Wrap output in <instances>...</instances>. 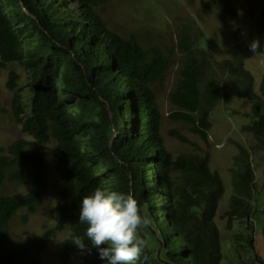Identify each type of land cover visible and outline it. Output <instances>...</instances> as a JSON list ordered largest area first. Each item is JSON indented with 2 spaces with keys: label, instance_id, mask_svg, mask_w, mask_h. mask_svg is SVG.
I'll return each instance as SVG.
<instances>
[{
  "label": "trees",
  "instance_id": "1",
  "mask_svg": "<svg viewBox=\"0 0 264 264\" xmlns=\"http://www.w3.org/2000/svg\"><path fill=\"white\" fill-rule=\"evenodd\" d=\"M112 1L0 0V70H10L7 85L16 122L29 137L0 147V264H39L55 234L66 230L60 264L75 259L106 264L86 237L84 250L72 243L86 229L79 223L82 199L97 187L132 194L150 219L140 229L147 246L137 264H264L255 219L263 214L257 206L256 170L264 155V73L257 84L246 68L244 50L217 61L211 46L199 45L204 34L195 38L190 26L168 52L144 47L136 37L125 38L107 26L98 10ZM211 1L239 22L228 0ZM259 3L257 13H251L252 35L264 49V0ZM176 53L181 61L177 87L169 96V118L189 124L204 143H209L212 113L221 101L252 103L250 122L241 127L252 140L237 144L229 171L232 196L221 217L232 232L228 242L217 221L225 184L211 168L210 153L171 131V137L197 148L174 156L162 136L153 87ZM52 143L62 183L53 210L58 223L39 239L18 246L10 224L23 209V220L35 214L44 198ZM7 182L29 184L30 189L7 196ZM262 188L261 194L264 184Z\"/></svg>",
  "mask_w": 264,
  "mask_h": 264
},
{
  "label": "rangeland",
  "instance_id": "2",
  "mask_svg": "<svg viewBox=\"0 0 264 264\" xmlns=\"http://www.w3.org/2000/svg\"><path fill=\"white\" fill-rule=\"evenodd\" d=\"M228 1L237 11L239 22L227 18L224 11L215 7L211 0H113L98 11L111 30L125 38L136 37L144 47L157 46L163 52H168L177 44L185 26H190L191 34L195 38L199 39L200 35L204 34L199 45L202 48L211 46L217 61L230 59L236 50H244L246 68L251 71L259 84L264 73V56H253L249 45L254 40L251 13H257L261 0ZM180 61L181 56L176 53L167 73L153 87L162 114V136L168 150L174 156L193 152L197 148L171 137V131H178L197 144L203 153H210L211 168L221 174L225 184V197L219 208L217 221L223 230L224 240L228 242L232 232L226 230L227 222L221 217L226 212L232 196L229 171L238 153L237 144L246 145V142L252 140L251 135L241 133V127L250 122L247 116L252 103L245 99L221 101L212 113L209 143H204L191 133L189 124L175 122L169 118L173 113L169 96L177 87ZM9 77V69L0 70V147L4 148L21 139L29 140V137L23 133L22 127L16 122L13 92L7 85ZM54 151L55 143H52L46 155L45 196L39 203L36 213L23 220L27 215V210L23 209L10 224L12 240L18 246L39 239L58 223V216L53 210L60 201L62 183L53 161ZM263 161L264 155L259 156L261 166L256 170L260 190L258 195H261L257 206L263 214L261 220L258 219L259 217L255 219L260 223H256V232L261 235V253L264 256V191L261 194L264 184ZM29 189V184L7 182L3 194L7 196L25 194ZM68 237V230L55 234L39 255V264H60L59 245ZM31 256L35 257V253ZM69 264H80V260L75 259ZM225 264L231 263L227 261Z\"/></svg>",
  "mask_w": 264,
  "mask_h": 264
},
{
  "label": "clouds",
  "instance_id": "3",
  "mask_svg": "<svg viewBox=\"0 0 264 264\" xmlns=\"http://www.w3.org/2000/svg\"><path fill=\"white\" fill-rule=\"evenodd\" d=\"M249 50L253 56H264L259 40H253ZM79 223L86 229L83 237L74 238L76 247L84 250L86 237L106 264H137L147 246L140 229L151 221L141 213L132 194L97 187L94 193L83 197Z\"/></svg>",
  "mask_w": 264,
  "mask_h": 264
}]
</instances>
